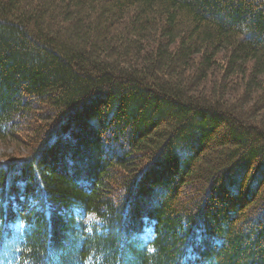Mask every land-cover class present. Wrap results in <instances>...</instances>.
<instances>
[{
    "label": "trees",
    "instance_id": "obj_1",
    "mask_svg": "<svg viewBox=\"0 0 264 264\" xmlns=\"http://www.w3.org/2000/svg\"><path fill=\"white\" fill-rule=\"evenodd\" d=\"M0 141V264H264V0H0Z\"/></svg>",
    "mask_w": 264,
    "mask_h": 264
},
{
    "label": "rangeland",
    "instance_id": "obj_2",
    "mask_svg": "<svg viewBox=\"0 0 264 264\" xmlns=\"http://www.w3.org/2000/svg\"><path fill=\"white\" fill-rule=\"evenodd\" d=\"M18 146L19 145H14L13 143L0 141V158H5V157L10 156L12 153L15 152V150ZM78 218H79V220H81L83 222H88L91 220V219L88 220V215L87 216H79Z\"/></svg>",
    "mask_w": 264,
    "mask_h": 264
},
{
    "label": "clouds",
    "instance_id": "obj_3",
    "mask_svg": "<svg viewBox=\"0 0 264 264\" xmlns=\"http://www.w3.org/2000/svg\"><path fill=\"white\" fill-rule=\"evenodd\" d=\"M92 219L93 221L96 220L97 218L95 217V215L93 213H89L88 215V220ZM154 251V249L149 248V252ZM86 264H102V257H88L86 258Z\"/></svg>",
    "mask_w": 264,
    "mask_h": 264
}]
</instances>
